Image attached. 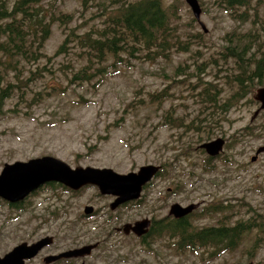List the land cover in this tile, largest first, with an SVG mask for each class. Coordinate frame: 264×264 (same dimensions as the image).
Returning a JSON list of instances; mask_svg holds the SVG:
<instances>
[{
    "label": "rangeland",
    "instance_id": "1",
    "mask_svg": "<svg viewBox=\"0 0 264 264\" xmlns=\"http://www.w3.org/2000/svg\"><path fill=\"white\" fill-rule=\"evenodd\" d=\"M52 1L71 15L67 26L82 33L101 25L102 7L109 0ZM162 1L172 4L181 39L191 41L188 51L173 50L166 59H148L140 53L116 67H106L104 76L94 71L89 80L74 84L70 78L80 64V54L72 42L57 52L67 32L57 21L48 25L36 57L15 62L0 54V81L6 80L3 88L12 84L0 109V170L16 160L51 155L71 167H110L124 174L152 164L162 172L142 190L140 202L116 210L108 207L113 198L100 194L95 185L78 192L50 185V194L40 191L36 204L10 221L0 202V254L19 242L33 244L48 233L58 240L50 248L56 255L88 243L95 247L100 239L102 244L92 256L84 258L86 264H257L264 260V234L262 241L258 238L261 247L255 243V235L263 233L258 229L242 236L235 250L215 257L200 249L177 250L168 233L140 241L133 234L109 232L113 222L121 226L150 213L156 219L171 216L168 212L175 203L192 205L191 211L200 212L203 206L221 201L227 204L224 214L230 221L246 217L251 208L264 214V151L250 160L264 146V109L254 115L260 104L254 94L263 85L255 84L253 92L228 111L217 108L213 113L202 92L210 82L224 100L236 89L232 69H227L222 56L215 57L227 31H243L251 24L232 18L217 0H196L198 18L186 0ZM263 7L260 0L258 9ZM216 138L224 143L208 166L200 146ZM85 206L97 214L82 217ZM34 216L46 231L32 235ZM220 216L201 211L193 216V223L214 224ZM26 217L31 222L21 225Z\"/></svg>",
    "mask_w": 264,
    "mask_h": 264
},
{
    "label": "trees",
    "instance_id": "2",
    "mask_svg": "<svg viewBox=\"0 0 264 264\" xmlns=\"http://www.w3.org/2000/svg\"><path fill=\"white\" fill-rule=\"evenodd\" d=\"M259 1L217 0L218 5L232 18L250 22L251 26L243 31L234 28L224 35L225 43L221 45L215 59L222 56L227 69H232L229 73L233 83H236V89L221 100L218 89L210 82L204 85L202 92L208 101L209 113L215 112L217 108L228 111L236 101L253 92L255 84L264 85V7L262 11L258 9ZM102 9L100 26L77 33L73 27L67 26L71 15L58 9L52 0H0V54H6L10 61L15 62L21 58L36 57L34 52L42 45L48 25L57 21L62 28L67 29L57 52L65 51L68 42L78 49L80 64L72 72L70 81L80 85L89 80L94 71H100L101 76H104L106 67H116L123 60L139 57L140 53L143 55L140 57L148 59H166L173 50L190 49L188 43L191 41L180 37L172 4L165 5L162 0H109ZM11 66L16 68L15 65ZM5 81V78L0 81V109L8 97V89L12 87L9 83L3 88ZM198 126L194 124V127ZM210 159L206 156L205 163L208 166L212 165ZM161 174L159 171L157 176ZM224 205L227 204L212 202L201 209L204 215L222 213L214 224H194L193 216L201 214V211H193L181 218L167 216L154 220L143 238L168 233L169 237L175 239L177 250L200 249L215 257L235 250L242 236L258 229L263 233L255 235V243L261 247L264 214L251 208L246 217L230 221L228 215L224 214L227 209ZM258 238H261L260 242ZM257 264H264V260Z\"/></svg>",
    "mask_w": 264,
    "mask_h": 264
},
{
    "label": "water",
    "instance_id": "3",
    "mask_svg": "<svg viewBox=\"0 0 264 264\" xmlns=\"http://www.w3.org/2000/svg\"><path fill=\"white\" fill-rule=\"evenodd\" d=\"M190 5L196 18L199 16V8L196 0H186ZM255 99L260 103L259 110L264 109V86L257 88ZM224 140L216 138L208 143H204L201 148L210 156H216L222 149ZM264 151V146H259L255 154L251 156V161L255 160L257 155ZM159 167L147 164L141 165L137 171H129L120 174L109 167H70L66 162L54 156H42L29 159L28 161H16L12 164H6L0 173V197L15 201L24 197L31 189L44 183L45 181L54 180L63 183L65 186L78 190L84 185H96L101 194H111L115 199L111 202L110 207L114 209L117 205L139 197L142 186L145 185L158 172ZM29 182V183H28ZM13 191V192H12ZM193 206L182 207L178 203L172 204L169 214L174 217H182L192 210ZM92 207L86 206L84 213L89 214ZM149 225L148 219L126 223L122 226L125 234L130 232L141 236L147 231ZM42 241V242H41ZM26 246L17 245L3 257L0 256V264H22V259L32 257L44 244V240ZM94 245H85L73 250L60 253L52 258L70 257L89 255ZM30 249V250H29ZM84 264V263H82ZM247 264H252L249 262Z\"/></svg>",
    "mask_w": 264,
    "mask_h": 264
},
{
    "label": "flooded vegetation",
    "instance_id": "4",
    "mask_svg": "<svg viewBox=\"0 0 264 264\" xmlns=\"http://www.w3.org/2000/svg\"><path fill=\"white\" fill-rule=\"evenodd\" d=\"M51 182H53V181H49L48 183H45L44 185H41V186H38V187L34 188L27 195H25L22 198H19V199L15 200V201H7V200H4V199H2L0 197V202L3 203V205L6 207V210H7L6 216H7L8 221L12 220V218L17 219L16 218L17 215H20L21 216L23 214H26L28 212V210H29V207H30L31 203L36 204L37 194L40 191H42V190H48L49 191V194H50V192H51V188H50ZM56 187L62 188L63 190L67 191L61 185H57L56 184ZM105 197H111V198L114 199V196H112V195H106ZM135 203H138V202L135 201ZM108 207L110 209V204L108 205ZM116 209H118V207ZM96 214H97V211L95 209H93V211H92V213L90 215H82L81 214V216L89 219V218L94 217ZM39 216H40V214H39ZM163 216H165V215H163ZM143 218H147L149 220L150 226L152 225L153 221L155 220V216L153 215V213H150L149 216L144 215L140 219H143ZM32 219H34L36 221L35 224H34V226H32L30 228L31 229V232H32V235L34 234L35 231H39V232L46 231V230H41V228L39 226L38 218L36 216L32 217ZM158 219H160V218H158ZM21 221H22V223L20 222V224L25 226V225H28L31 222V218L30 217H26V218H23ZM51 221H52V219H51ZM105 221L107 223L108 222L110 223L108 217H105ZM134 221H136V220H134ZM148 228H149V225H148ZM109 229H110L109 232L113 233V235H115V234L118 235V233H121V230H119V228H118V223L116 224L115 222H113L112 225H111V227ZM2 234H3V232H0V235H2ZM32 235H30V236H32ZM47 236H50L51 238H49ZM54 236H55L54 234H48L47 233V235L45 236V238H44V236H41L38 239H36V242L37 241H40V240H44V242L46 244H44L38 250V252L36 253V255L34 257H32L30 259H25L24 260V264H29L32 260H35V261L37 260V263H39V264H72V263H74V264H80L82 262V260H84L85 257L84 258L68 257V258L52 259L51 256L56 255V254L50 253V248H51V246H53L54 243H57L58 242V240H56V241L54 240ZM141 236H144V234L141 235ZM142 238L143 237H140L138 240L142 241L143 240ZM19 243H17V244H19ZM94 243H96V246L93 247V250L96 249L98 246H100V244H102V242L100 241V239H96V241ZM27 244H31V242L30 243H27ZM88 244H91V243H88ZM71 248H74V247H71ZM0 255H3V254H0Z\"/></svg>",
    "mask_w": 264,
    "mask_h": 264
}]
</instances>
